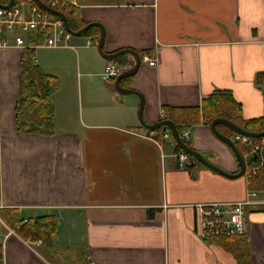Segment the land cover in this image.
<instances>
[{
	"label": "crops",
	"instance_id": "0c3cea01",
	"mask_svg": "<svg viewBox=\"0 0 264 264\" xmlns=\"http://www.w3.org/2000/svg\"><path fill=\"white\" fill-rule=\"evenodd\" d=\"M74 2L79 23L103 26L104 53L138 54L140 67L126 84L143 99L145 124L160 122L165 109L200 110L216 91L231 93L243 120L264 117V0ZM91 33L71 37L67 48H35V63L58 82L52 136L17 130L23 49L0 51V214L57 218L53 248L43 255L0 216V264H83L84 257V264H238L217 237L200 238L197 207L245 200V177L199 164L179 168L168 129H144L139 97L119 96L114 81H101L108 61L97 45L86 46L98 43ZM123 56L122 68H131L133 57ZM70 68L77 106L62 94L60 72ZM207 122L186 129L190 148L237 174L233 153ZM259 198L247 209L250 264H264V193ZM8 230L14 235L6 238Z\"/></svg>",
	"mask_w": 264,
	"mask_h": 264
},
{
	"label": "trees",
	"instance_id": "16d2710c",
	"mask_svg": "<svg viewBox=\"0 0 264 264\" xmlns=\"http://www.w3.org/2000/svg\"><path fill=\"white\" fill-rule=\"evenodd\" d=\"M16 2L18 0H15ZM44 1V0H42ZM8 0H0L1 5H7ZM69 28L73 32H78L85 26L78 21V12L76 8L63 11ZM55 18L54 15L49 14ZM94 36L99 37V30L91 28L82 37L90 36L91 32ZM95 38V37H94ZM43 37L28 36L26 38L27 45H41ZM114 63L120 67H127L124 56L119 57ZM131 78L124 79L120 82L121 87L128 89L126 84ZM264 76L260 78V81ZM58 89L57 80L50 75L45 74L42 69L35 63V48H26L23 50L20 59L19 74V91L16 100L15 110V126L18 131H28L31 134L41 136H52L54 134L53 112H54V94ZM166 117L162 120L170 121L176 128L181 140L190 148L189 143L182 139V131L199 124L201 118L207 119V123L211 124L216 119L227 120L241 130L258 134L264 132V117L262 119L245 121L241 116V107L237 104L231 93L228 91H216L205 100L201 109H165ZM167 130L165 128H159ZM216 129L219 134L231 139L234 135L228 128L218 125ZM155 132V131H154ZM262 138L254 139L258 143ZM264 139V137H263ZM235 146L243 157L250 153V149L242 144L235 143ZM176 151L181 152L176 145ZM255 158L252 157L247 166L253 167ZM251 192L264 193V168H260L256 175L250 179ZM13 214V212H11ZM2 221L11 229H15L18 236L22 239L41 240L40 253L45 255L49 253V249L53 248V237L57 229V218L54 215H44L35 219L16 221L17 217L12 215L6 217L0 214ZM220 244L227 250L237 261L238 264H250V250L248 244V236H232L217 237ZM84 255H81L83 258ZM85 257L82 263L85 262Z\"/></svg>",
	"mask_w": 264,
	"mask_h": 264
},
{
	"label": "built area",
	"instance_id": "2783aa9c",
	"mask_svg": "<svg viewBox=\"0 0 264 264\" xmlns=\"http://www.w3.org/2000/svg\"><path fill=\"white\" fill-rule=\"evenodd\" d=\"M47 7L63 14L64 10L76 8L74 0H40ZM50 13L41 10L34 0H18L9 9H0V51L11 49L26 48H67L71 35L65 30L63 22L55 16L50 17ZM43 37L41 45H27L28 36ZM97 45V41L87 40L86 46ZM145 63L155 66V61L145 58ZM124 71L114 62H107L103 72L100 75L101 81L113 82ZM162 116L164 118V113ZM183 140L188 142L189 132L184 130L181 133ZM234 144H242L250 149V155L255 158V166L249 167L246 164L244 177L247 186L250 187V179L256 175L260 168H264V139L258 143L254 139L244 137L238 134L230 139ZM179 168H186L190 157L179 152L176 156ZM260 194L258 192L248 191L247 198L240 202L215 203L199 205L197 207V231L202 240L216 237L243 236L248 233V214L247 209L250 206L261 204ZM16 231V230H15ZM14 235V231L8 230L7 237ZM23 243L31 250L39 249L42 245L41 240L23 239ZM3 246L1 254L3 255Z\"/></svg>",
	"mask_w": 264,
	"mask_h": 264
},
{
	"label": "water",
	"instance_id": "95a60500",
	"mask_svg": "<svg viewBox=\"0 0 264 264\" xmlns=\"http://www.w3.org/2000/svg\"><path fill=\"white\" fill-rule=\"evenodd\" d=\"M14 2H15V0H8L7 5H1L0 4V9H9L14 4ZM34 2L41 10L58 17L63 22V26H64L65 30L72 37H80L83 34H85V32H87L89 29L97 28L99 30L97 52L100 55V57L103 58L104 60H106L108 62H114L119 57H121L123 55H130L131 57H133L134 65L131 68L124 70L114 81L115 91L119 96L137 95L139 97L138 116H139V120H140V123L143 126V128L148 130V131H151V132H154V131L158 130L159 128L168 129V131L170 132V134H171L173 140L175 141L176 145L180 148V150L182 152L186 153L190 157V160L188 161V163L186 165L187 168H192L195 164H199V165H202V166L208 168L209 170H211V171H213L219 175H222L226 178H229V179H237V178H240L244 175L246 164L244 162L243 157L238 152L235 144L229 138L224 137L218 133L216 126H218V125L224 126L235 134H238V135H241L244 137H249L252 139L263 138L264 132L258 133V134L247 133V132L241 130L240 128L234 126L232 123H230L227 120L216 119V120L212 121L210 124V129H211L212 134L215 136V138H217L220 142L225 144L231 150V152L233 153V155L237 161L238 167H239V172L237 174H228V173L224 172L220 168L212 165L200 153L189 148L181 140L176 128L174 127V125L170 121L161 120L160 122L153 124V125H147L143 122V120H142V111H143V105H144L143 99L136 92H134L130 89H125V88L121 87V85H120V82L122 80L134 76L140 67L141 60H140V58L136 52H134L132 50L125 49V50H120L118 52H115L113 54L104 53L103 52V42L105 39V30H104L103 26H101L98 23H90V24H87L84 28H82L78 32H73L69 28L66 17L64 16V14L47 7L40 0H34Z\"/></svg>",
	"mask_w": 264,
	"mask_h": 264
},
{
	"label": "rangeland",
	"instance_id": "374dc122",
	"mask_svg": "<svg viewBox=\"0 0 264 264\" xmlns=\"http://www.w3.org/2000/svg\"><path fill=\"white\" fill-rule=\"evenodd\" d=\"M44 54H46V56H47L48 59H51V60L52 59H54V60L57 59V56L47 55V53H44ZM55 73L58 74L57 71ZM60 77H61L62 81L64 82V83L62 82L64 84V87L62 89L63 90V93L62 94L67 93V95L71 97L72 102L74 103V101H75L74 105L77 106V93H76V85H75L76 79H75V71H74V69L73 68L72 69L70 68L68 70V74H64V72L61 71L60 72ZM121 98H127V97H121ZM246 156L249 157V159H247V163H248L252 159V156L250 155V153L247 154Z\"/></svg>",
	"mask_w": 264,
	"mask_h": 264
}]
</instances>
